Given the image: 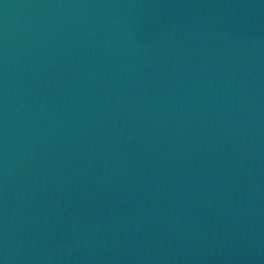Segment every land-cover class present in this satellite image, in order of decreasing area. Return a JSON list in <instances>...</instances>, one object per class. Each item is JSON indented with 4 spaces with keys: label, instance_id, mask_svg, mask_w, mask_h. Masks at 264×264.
I'll return each mask as SVG.
<instances>
[{
    "label": "water",
    "instance_id": "95a60500",
    "mask_svg": "<svg viewBox=\"0 0 264 264\" xmlns=\"http://www.w3.org/2000/svg\"><path fill=\"white\" fill-rule=\"evenodd\" d=\"M0 264H264V0H0Z\"/></svg>",
    "mask_w": 264,
    "mask_h": 264
}]
</instances>
